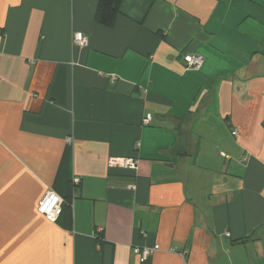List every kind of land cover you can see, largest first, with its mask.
I'll return each instance as SVG.
<instances>
[{
  "label": "crops",
  "instance_id": "0c3cea01",
  "mask_svg": "<svg viewBox=\"0 0 264 264\" xmlns=\"http://www.w3.org/2000/svg\"><path fill=\"white\" fill-rule=\"evenodd\" d=\"M97 3L0 0V264H264V0Z\"/></svg>",
  "mask_w": 264,
  "mask_h": 264
},
{
  "label": "built area",
  "instance_id": "2783aa9c",
  "mask_svg": "<svg viewBox=\"0 0 264 264\" xmlns=\"http://www.w3.org/2000/svg\"><path fill=\"white\" fill-rule=\"evenodd\" d=\"M73 45L76 47H84L87 45V38L82 33H75L73 36ZM183 62L186 70H199L203 64V58L197 54H186L183 56ZM113 79V78H112ZM152 122L151 116L147 115L142 123L144 126L150 125ZM236 135V131L231 133ZM138 146V144H136ZM138 161L135 158H110L108 161L109 167L120 168L124 170L136 171ZM130 190H134L135 186L129 185ZM64 200L58 195L48 192L39 201L37 210L40 214L48 218H56L61 213V207ZM158 246L146 247V248H133L132 254L139 258L140 262H144L154 252L158 251Z\"/></svg>",
  "mask_w": 264,
  "mask_h": 264
},
{
  "label": "trees",
  "instance_id": "16d2710c",
  "mask_svg": "<svg viewBox=\"0 0 264 264\" xmlns=\"http://www.w3.org/2000/svg\"><path fill=\"white\" fill-rule=\"evenodd\" d=\"M121 0H98L95 12V21L107 28H112L117 15L119 14V4ZM64 214L66 217L67 228L71 225V210L70 204L64 200L61 207L60 215ZM59 215V216H60Z\"/></svg>",
  "mask_w": 264,
  "mask_h": 264
}]
</instances>
